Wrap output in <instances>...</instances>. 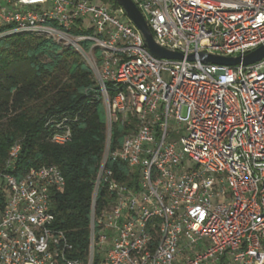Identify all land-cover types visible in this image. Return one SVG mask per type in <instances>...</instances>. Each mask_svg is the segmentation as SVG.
Segmentation results:
<instances>
[{
    "label": "built area",
    "instance_id": "obj_1",
    "mask_svg": "<svg viewBox=\"0 0 264 264\" xmlns=\"http://www.w3.org/2000/svg\"><path fill=\"white\" fill-rule=\"evenodd\" d=\"M103 1L0 0V36L73 47L93 71L107 116L87 256L55 224L62 170L12 173L16 142L0 173L8 191L0 264H264V58L243 63L264 46V0H133L155 41L182 58L154 56L124 9ZM115 122L133 128L111 150ZM57 127L51 140L64 145L71 129ZM109 159L138 174L134 187L115 177Z\"/></svg>",
    "mask_w": 264,
    "mask_h": 264
},
{
    "label": "trees",
    "instance_id": "obj_2",
    "mask_svg": "<svg viewBox=\"0 0 264 264\" xmlns=\"http://www.w3.org/2000/svg\"><path fill=\"white\" fill-rule=\"evenodd\" d=\"M107 1L118 7L115 0ZM109 93L115 95L110 88ZM60 122L71 129V139L64 145L51 140ZM132 128L113 123L111 150ZM106 140V107L93 71L78 51L26 33L0 36V173L16 142L22 148L12 173L45 164L60 167L66 184L53 195L55 224L66 231L81 257L89 251L92 199ZM107 165L120 182L135 186L138 174L131 173L125 162L109 159ZM105 196L101 184L99 206ZM7 197L0 179V208Z\"/></svg>",
    "mask_w": 264,
    "mask_h": 264
},
{
    "label": "water",
    "instance_id": "obj_3",
    "mask_svg": "<svg viewBox=\"0 0 264 264\" xmlns=\"http://www.w3.org/2000/svg\"><path fill=\"white\" fill-rule=\"evenodd\" d=\"M125 11L129 20H131L136 27L143 33L148 48L151 53L159 58H182V55L178 52L171 51L161 45H159L153 36V32L148 25L147 20L136 6L133 0H115ZM264 58V46L247 54L243 58L244 64H252ZM203 60L217 64L235 65L241 62V57H222L216 55H204Z\"/></svg>",
    "mask_w": 264,
    "mask_h": 264
},
{
    "label": "rangeland",
    "instance_id": "obj_4",
    "mask_svg": "<svg viewBox=\"0 0 264 264\" xmlns=\"http://www.w3.org/2000/svg\"><path fill=\"white\" fill-rule=\"evenodd\" d=\"M98 4H104L103 0H95ZM106 3H111V1H107L105 0ZM88 24V21L86 22ZM165 77H167V74L165 73ZM184 113H185V109H184Z\"/></svg>",
    "mask_w": 264,
    "mask_h": 264
}]
</instances>
